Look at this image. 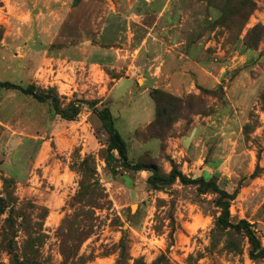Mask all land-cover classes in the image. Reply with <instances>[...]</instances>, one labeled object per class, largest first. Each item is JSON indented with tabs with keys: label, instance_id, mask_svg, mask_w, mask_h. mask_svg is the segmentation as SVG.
<instances>
[{
	"label": "rangeland",
	"instance_id": "rangeland-1",
	"mask_svg": "<svg viewBox=\"0 0 264 264\" xmlns=\"http://www.w3.org/2000/svg\"><path fill=\"white\" fill-rule=\"evenodd\" d=\"M252 1L246 24L228 31L215 23L218 13L199 0H172L159 21L138 4L133 13L139 23L128 26V2L0 0V80L54 89L61 107L73 103L81 110L75 121L64 122L47 104L0 89V264H14L30 239L33 253L25 256L61 264L62 250L76 244L71 240L80 243L78 217L89 210L91 234L79 244L76 264H115L122 240L127 264H264L250 260L240 233L217 227L215 195H199L195 186L178 181L152 190L149 172L121 167L115 152L107 157L108 137L97 117L103 105L80 103L96 100L83 94L80 65L52 60L71 58L68 50L84 42L124 49L129 33L138 42L153 27L164 41L197 45V59L210 67L214 81L183 93L173 107L161 100L150 128L134 130L136 104L129 101L130 123L119 121L116 130L132 164L154 165L161 175L175 169L190 179H212L234 194L230 220L253 225L264 246V40L249 36L264 27V0ZM122 54L131 60L130 53ZM137 56L142 68L152 58L148 52ZM134 91L127 82L115 88L112 98L119 103L110 108L112 115ZM86 156L87 172L81 174ZM80 183L87 191L97 185L105 197L102 209L73 204ZM72 224L77 236L76 230L66 234Z\"/></svg>",
	"mask_w": 264,
	"mask_h": 264
},
{
	"label": "crops",
	"instance_id": "crops-1",
	"mask_svg": "<svg viewBox=\"0 0 264 264\" xmlns=\"http://www.w3.org/2000/svg\"><path fill=\"white\" fill-rule=\"evenodd\" d=\"M115 2L118 3V6L122 3L126 6L128 2L129 12L125 17L128 26L139 23V19L133 13L134 6L141 4L150 8L157 21H159L168 13L172 0H115ZM154 28H146L147 31L143 32L144 37H140L138 42L134 41L135 36L133 33H129L128 44L123 47L124 49L100 47L84 42L68 50V55L69 57L72 56L71 58L56 57L52 59L59 63L80 65L82 78L84 79H82V84L85 85L83 94L96 99L94 101H99L100 105L104 106L103 103L106 102L105 106L109 110L119 103V101H114L112 98L115 88L124 82L134 84L136 95L132 96L133 93H131L121 109L117 110L115 115H112L115 124L117 123L115 128L118 127L119 121L120 123L122 121L124 125L130 123L129 101L136 104L134 114L136 116L134 130H136L140 126L149 125L154 119V104L149 95L151 90L161 89L173 96L180 97L183 93L191 92L192 89H196L197 86L203 85L204 82H208L212 78L209 72L211 71L210 67L197 59V45L187 46L175 39L173 40L171 37L168 41H164V37L157 34ZM131 45L136 46L133 48ZM123 52L131 54L132 58L129 62L124 60L128 56H124ZM146 52L152 55V58L142 68L136 62L137 54ZM139 69L146 70V73L137 74L136 71ZM147 98L152 102L153 113ZM141 100L145 101L144 107L139 105ZM110 113L112 114L111 110Z\"/></svg>",
	"mask_w": 264,
	"mask_h": 264
},
{
	"label": "trees",
	"instance_id": "trees-1",
	"mask_svg": "<svg viewBox=\"0 0 264 264\" xmlns=\"http://www.w3.org/2000/svg\"><path fill=\"white\" fill-rule=\"evenodd\" d=\"M204 3L208 8L213 9L218 13V18L215 20V23L222 25L226 30L230 31L235 26L239 25V29H241L253 13L255 9V5L252 0H199ZM249 36H255L256 41L258 43L264 40V27L258 26L255 27L250 33ZM0 89L6 91H15L24 96H28L33 101L40 104H47L50 106L53 114L55 116L60 117V119L68 122H73L80 114L79 106H75L73 103H68L65 107L60 106L59 97L54 89H48L47 91L38 90L35 86L30 85L26 88H23L19 85H15L10 83L9 81H1L0 80ZM150 98L154 104V119L148 125L156 123V120L159 115V109L161 107V100L165 101V105L167 107H173L175 102H178L180 99L176 96H173L167 92H164L159 89H154L149 92ZM261 104L264 107V91L260 98ZM80 103L85 104L86 106H96L100 104L99 101H85L81 100ZM102 105V104H101ZM98 119L102 122L106 135H107V157L113 152L117 154L118 161L121 167L131 170V171H146L150 173V176L147 179V185L152 190H158L160 187L168 186L178 181L181 185L184 186H195L196 191L199 195L212 194L216 196L215 207L219 210V217L217 218L216 225L217 227L224 230H231L236 233H240L248 242L249 245V258L250 260H258L264 259V246H262L259 241L256 232L253 228V225L248 223L245 220H240L237 223H233L230 220V202L234 199V194H228L226 191L222 190L217 183L212 180H204L203 178H193L190 179L175 169L168 175H161L159 170L154 165H143L141 163L132 164L127 159V147L128 144L124 140V138L120 135V133L115 128V119L110 113V110L104 105L102 110L97 113ZM138 133V132H137ZM135 132V135L137 134ZM87 164L88 158L87 156L80 162L81 174L82 172H87ZM92 189L87 191V188L80 183V190L75 196L73 200L74 202L79 204L82 207H93L97 209H102L103 205L100 204L105 197L101 194L99 195L98 188L96 184L90 185ZM92 190V191H91ZM96 190V192H95ZM4 204L3 199L0 198V206ZM2 209V208H0ZM2 214V210H0V215ZM92 212L89 211H81L80 216V236L77 240L83 242L86 238L91 234L92 225H86V222L93 219ZM75 225H69L66 228V234H71L76 230ZM76 236L78 232V228L76 230ZM76 240H71L72 243H76L75 245L64 248L62 251L64 254L63 261L61 264H76L78 259L76 258V250L78 249L79 244L75 242ZM35 241L28 240L25 242L23 247L22 257L16 259L14 264H41L40 262L34 260V258L25 256L26 252L31 255L33 253ZM126 247L123 244V240L119 245V254L115 264H127L128 258L125 255ZM154 264H159V260Z\"/></svg>",
	"mask_w": 264,
	"mask_h": 264
}]
</instances>
